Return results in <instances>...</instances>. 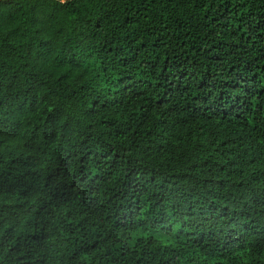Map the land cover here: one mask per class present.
I'll return each instance as SVG.
<instances>
[{
  "label": "trees",
  "instance_id": "1",
  "mask_svg": "<svg viewBox=\"0 0 264 264\" xmlns=\"http://www.w3.org/2000/svg\"><path fill=\"white\" fill-rule=\"evenodd\" d=\"M0 264H264V0H0Z\"/></svg>",
  "mask_w": 264,
  "mask_h": 264
}]
</instances>
